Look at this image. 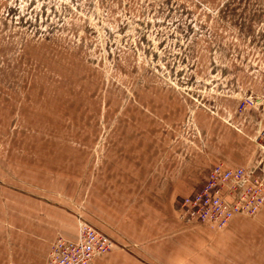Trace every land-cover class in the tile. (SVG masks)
<instances>
[{
  "label": "rangeland",
  "instance_id": "374dc122",
  "mask_svg": "<svg viewBox=\"0 0 264 264\" xmlns=\"http://www.w3.org/2000/svg\"><path fill=\"white\" fill-rule=\"evenodd\" d=\"M162 129L176 158L211 152L242 166L210 161L209 173L264 179V0H0V230L47 202L134 253L139 243L88 218L87 190L117 144L120 157ZM238 216L264 235V204ZM251 251L264 264V244Z\"/></svg>",
  "mask_w": 264,
  "mask_h": 264
},
{
  "label": "crops",
  "instance_id": "0c3cea01",
  "mask_svg": "<svg viewBox=\"0 0 264 264\" xmlns=\"http://www.w3.org/2000/svg\"><path fill=\"white\" fill-rule=\"evenodd\" d=\"M163 132V140L148 143L133 139L132 146L124 147L120 157L118 151L122 146L117 144L115 164H106L87 190L88 218L97 222L92 214L99 216V226L116 227L140 245L134 253L122 248L112 250L94 264H246L248 259L252 262L258 256L252 255L251 250H259L264 244V235L256 234L259 225L252 220L236 216L219 230L211 226L188 227L181 220L177 196L201 188L209 175V162L222 159L213 156L212 147L209 160L197 150L191 149L188 154L179 147L176 153L183 157L176 158L168 150L171 142L166 136L171 135ZM145 150L148 158L142 160ZM223 159L230 166H242L232 162L233 158ZM198 170L202 173L197 174ZM19 212L15 225L9 220L0 230V264H46L57 237H77L75 214L61 206L41 202L33 212L23 208Z\"/></svg>",
  "mask_w": 264,
  "mask_h": 264
},
{
  "label": "built area",
  "instance_id": "2783aa9c",
  "mask_svg": "<svg viewBox=\"0 0 264 264\" xmlns=\"http://www.w3.org/2000/svg\"><path fill=\"white\" fill-rule=\"evenodd\" d=\"M264 204V179L245 167L216 165L198 192L181 197L178 212L185 225L201 224L224 228L235 216H253ZM116 243L106 233L78 219L74 240L59 236L51 245L46 264H94L111 252Z\"/></svg>",
  "mask_w": 264,
  "mask_h": 264
}]
</instances>
